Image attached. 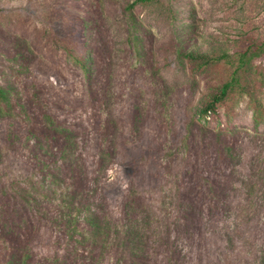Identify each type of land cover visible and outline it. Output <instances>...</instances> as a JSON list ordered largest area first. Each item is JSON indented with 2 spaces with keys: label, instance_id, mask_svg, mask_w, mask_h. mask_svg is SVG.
<instances>
[{
  "label": "rangeland",
  "instance_id": "rangeland-1",
  "mask_svg": "<svg viewBox=\"0 0 264 264\" xmlns=\"http://www.w3.org/2000/svg\"><path fill=\"white\" fill-rule=\"evenodd\" d=\"M73 20L85 71L55 43ZM243 36L264 38V0H0V86L11 101L39 90L76 130L89 188L80 211L60 209L62 185L35 176L32 143L0 120V264H129L130 251L150 264H264V121L245 96L226 101L221 129L199 121L215 72L191 74L183 57ZM101 149L119 156L92 175ZM129 190L141 209L122 202ZM115 236L131 249L114 255Z\"/></svg>",
  "mask_w": 264,
  "mask_h": 264
},
{
  "label": "trees",
  "instance_id": "trees-1",
  "mask_svg": "<svg viewBox=\"0 0 264 264\" xmlns=\"http://www.w3.org/2000/svg\"><path fill=\"white\" fill-rule=\"evenodd\" d=\"M150 1L138 0L142 4H148ZM75 25L73 20L67 37L59 38L55 43L68 63L85 71L87 65L85 57L76 49ZM232 49L233 52H230ZM183 57L187 60L191 74H199L208 69L215 72V76L206 80V91L198 99L194 108V114L199 121L206 126H214L216 130L221 129V108L231 97L243 96L249 101L255 126L264 121V108L257 98V94L264 98V38L243 36L226 46L206 50L193 48L186 51ZM230 68L232 71L229 73ZM25 94L27 95L26 90ZM10 96V92L0 86V120L10 121L13 132L18 133L19 139L23 138L24 144L32 143L25 157L40 166L35 176H39L43 182L49 180L50 183L58 182L62 185L60 209L80 211L82 202L88 197L89 188L83 189L84 182L87 181V172L81 156L75 150V144H78L77 141L80 138L79 134L73 130L74 128L69 130L71 125L59 118L55 106L42 97V92L39 90L28 93L25 100L21 97V100L11 101ZM104 136L107 135L104 134ZM13 140L14 136H7L9 144L13 143ZM7 152L8 149L0 148V157ZM117 156L119 154L115 150L101 149L96 158L97 167L92 175L100 172L102 168L98 166L103 162L114 164ZM130 190L128 197L123 195L122 202L126 200L127 203L135 205V208L141 209L143 199L134 194L130 196ZM96 228L94 236L101 240L103 226L98 224ZM132 244L133 239L120 242L115 236L112 239L111 248L115 255L119 247L130 250ZM143 248L144 252L146 249L149 253L153 252L150 244L147 246L144 244ZM129 257V264H135L137 261H140L139 264H150V260L134 256L131 251ZM168 262L163 263L169 264Z\"/></svg>",
  "mask_w": 264,
  "mask_h": 264
}]
</instances>
